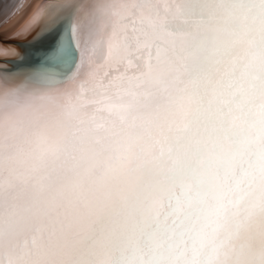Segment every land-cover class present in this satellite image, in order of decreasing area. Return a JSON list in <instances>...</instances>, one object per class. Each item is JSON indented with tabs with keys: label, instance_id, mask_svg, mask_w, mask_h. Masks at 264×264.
<instances>
[{
	"label": "snow or ice",
	"instance_id": "snow-or-ice-1",
	"mask_svg": "<svg viewBox=\"0 0 264 264\" xmlns=\"http://www.w3.org/2000/svg\"><path fill=\"white\" fill-rule=\"evenodd\" d=\"M31 19L0 27V264H264V0Z\"/></svg>",
	"mask_w": 264,
	"mask_h": 264
},
{
	"label": "bare ground",
	"instance_id": "bare-ground-1",
	"mask_svg": "<svg viewBox=\"0 0 264 264\" xmlns=\"http://www.w3.org/2000/svg\"><path fill=\"white\" fill-rule=\"evenodd\" d=\"M44 0H0V27H6V35H12L26 30L32 23V15ZM32 4V7L24 10V4ZM20 5V7H18ZM6 86L0 84V90Z\"/></svg>",
	"mask_w": 264,
	"mask_h": 264
}]
</instances>
